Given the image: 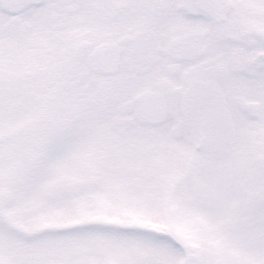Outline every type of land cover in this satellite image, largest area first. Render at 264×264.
I'll return each instance as SVG.
<instances>
[{
    "label": "snow or ice",
    "instance_id": "snow-or-ice-1",
    "mask_svg": "<svg viewBox=\"0 0 264 264\" xmlns=\"http://www.w3.org/2000/svg\"><path fill=\"white\" fill-rule=\"evenodd\" d=\"M0 264H264V0H0Z\"/></svg>",
    "mask_w": 264,
    "mask_h": 264
}]
</instances>
